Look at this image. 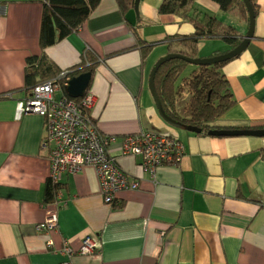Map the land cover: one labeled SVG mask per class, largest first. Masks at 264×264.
<instances>
[{"label":"crops","instance_id":"crops-1","mask_svg":"<svg viewBox=\"0 0 264 264\" xmlns=\"http://www.w3.org/2000/svg\"><path fill=\"white\" fill-rule=\"evenodd\" d=\"M161 1L139 0L135 9L134 2L121 8L117 0H100L77 33L42 49V0H0V94L22 85L26 56L44 53L66 70L89 47L101 59L85 91L93 103L82 111L97 129L116 135L155 130L184 146L180 160L158 166L152 178L140 157L119 155L117 144L109 145L118 166L139 183L118 192L113 204L104 202L93 166L64 173L57 230L46 232L40 225L57 192L45 200L48 182L55 184L49 178L53 145H43L39 114L15 116L24 91L0 98V264H57L65 260L62 243L76 248L85 236L97 242L98 253L76 256L74 264H264V137L198 134L159 116L150 71L165 54L167 34L192 30L160 14ZM196 3L219 11L210 0ZM257 3L253 38L222 67L235 104L217 125L264 127V0ZM229 24L245 32L239 19ZM220 40L204 56L231 49ZM142 41L151 47L148 54L140 52ZM62 96V89L54 92Z\"/></svg>","mask_w":264,"mask_h":264},{"label":"trees","instance_id":"trees-1","mask_svg":"<svg viewBox=\"0 0 264 264\" xmlns=\"http://www.w3.org/2000/svg\"><path fill=\"white\" fill-rule=\"evenodd\" d=\"M99 1L42 0L43 9L39 40L41 48L56 43L70 33H77L90 11ZM117 1L121 8L134 2V0ZM195 1L162 0L160 2L158 6L160 14L174 15L180 20L177 23L178 26L186 22L192 30L188 33L176 31L165 36V54H175L181 57L163 61L154 72L153 85L161 107L167 116L181 123L197 127L200 129L198 134L206 135L213 128H236L216 124L235 104L227 78L222 71L223 65L233 58L210 65H194L193 68H190L192 64H189L186 58L199 57L198 44L200 40L220 38L233 48L240 43L244 33L237 30L233 25L222 21L216 15L201 11V7L198 8ZM210 1L217 4L219 11L236 10L237 19L243 22L246 28L248 27V11L243 0ZM249 1L254 15H257V0ZM150 50L151 47L145 41H142L141 54H148ZM217 54H220V52H214L213 55ZM100 59L92 48L87 47L84 48L76 64L66 70H61L44 53L30 54L25 57L22 85L4 91L0 94V98H11L19 91H24L25 95L28 96L35 85L47 80L59 86L65 97L69 98L64 90L68 77L77 76L84 72L92 74ZM188 68L190 69L187 71ZM184 73H186L185 76H183ZM86 92L83 97H85ZM184 93L185 96L182 98ZM73 100L79 103L81 98H74ZM85 112L87 113V110ZM95 129L98 131L96 126ZM145 130L149 129H140L131 134H139ZM122 136L123 134L116 135V142L110 145L119 143ZM116 147L119 148V145ZM119 155L127 156L123 155L121 151H119ZM260 155L264 158V146L260 148ZM110 156L115 159L112 154ZM58 187L59 184L51 185L48 182L45 200H51Z\"/></svg>","mask_w":264,"mask_h":264},{"label":"built area","instance_id":"built-area-1","mask_svg":"<svg viewBox=\"0 0 264 264\" xmlns=\"http://www.w3.org/2000/svg\"><path fill=\"white\" fill-rule=\"evenodd\" d=\"M2 12L4 8L0 5ZM58 89L59 86L49 80L35 85L28 96L18 101L15 116L36 113L43 118L46 129L43 145L48 142L53 145L49 178L55 184H61L66 172L77 173L84 166H93L103 180L104 202L113 204L118 192L136 189L139 183L129 178L110 156L107 148L116 142V135L97 131L85 116L83 111L91 107L92 96L86 94L79 103L65 96L56 99L54 92ZM115 144L119 145L118 149L123 155L140 157L142 171L152 178L158 166L164 163L176 164L184 154V146L179 139L154 130L123 135L120 142ZM64 202L61 190H57L55 201L40 225L43 227L40 230L56 232L57 210ZM47 244L50 246L51 240ZM98 250L99 245L90 236L83 237L76 248L69 242H63L59 254L65 260L57 264H74V257L89 256L98 253Z\"/></svg>","mask_w":264,"mask_h":264},{"label":"water","instance_id":"water-1","mask_svg":"<svg viewBox=\"0 0 264 264\" xmlns=\"http://www.w3.org/2000/svg\"><path fill=\"white\" fill-rule=\"evenodd\" d=\"M245 3V6L248 11V27L246 33L242 36V39L240 43L227 50L226 52L207 57V58H186V61L189 64L192 65H210L222 61L229 60L231 58H234L235 56L239 55L240 53L245 50L249 43L250 40L253 38V32H254V24H255V15L253 12V8L250 4L249 0H243ZM139 0H134V7L137 9ZM180 55H175V54H165L161 57H159L156 62L153 64L152 69L149 74V79H148V87L149 91L151 93V96L153 97L155 107L157 109V112L159 116L169 125H172L176 128L187 130L189 132H194V133H199L200 129L197 127H193L184 123H181L179 121H176L169 116L165 114L163 111L161 104L159 102L158 96L156 94V91L154 89L153 85V75L156 70V68L165 60L171 59V58H180ZM91 78V73L90 72H84L81 73L77 76H71L66 80L65 84V91L66 93L73 98L80 97L84 94L86 91L89 81ZM208 135L212 136H253V137H264V127H248V128H231V129H217L213 128L207 132Z\"/></svg>","mask_w":264,"mask_h":264},{"label":"rangeland","instance_id":"rangeland-1","mask_svg":"<svg viewBox=\"0 0 264 264\" xmlns=\"http://www.w3.org/2000/svg\"><path fill=\"white\" fill-rule=\"evenodd\" d=\"M215 5H217L216 3H214ZM198 8H200L199 4H198ZM201 11L203 12H207L209 14H213V15H216L219 19H221L222 21H225L227 23H229V21L231 19H235L237 18V13H236V10H233V11H218V12H213V11H210L206 6H202L200 8ZM160 29L163 31L164 29H162L160 27ZM244 29V28H243ZM242 29V30H243ZM247 31V28H245V32L244 34L246 33ZM216 42H221V40L219 38H213V39H203V40H200L199 41V44H198V56L200 58H207L206 56L204 55H207V53H209V51L211 50V48H213L215 46V43ZM218 47H220V45L218 44L217 45ZM164 50H162L161 53H163ZM165 55V54H164ZM211 57V56H210ZM194 65H192L190 68H193ZM188 68L187 71L190 69ZM186 71V72H187ZM186 73L183 74V76H185ZM185 96V93L182 95V98ZM24 98V97H23ZM22 98V99H23ZM219 124V123H218ZM103 133V132H101ZM103 134H107V133H103ZM109 135H116V134H109Z\"/></svg>","mask_w":264,"mask_h":264}]
</instances>
